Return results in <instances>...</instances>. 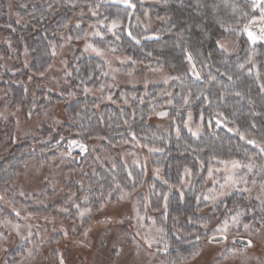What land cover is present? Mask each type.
<instances>
[{"label": "trees", "instance_id": "16d2710c", "mask_svg": "<svg viewBox=\"0 0 264 264\" xmlns=\"http://www.w3.org/2000/svg\"><path fill=\"white\" fill-rule=\"evenodd\" d=\"M71 1L0 0V56L10 57L16 62L14 70L3 69L0 62V107L5 101L24 109H31L35 103H39V107L52 106V102L48 104L43 101L48 94L43 91H37L38 101L32 103L24 84L31 74L40 75L50 65L49 51L61 43L59 36L63 32H67L73 41L87 40L104 49V52L124 59L128 66L158 68L169 75V81L165 84L146 89L120 88L116 92L107 76L106 62L98 56L84 55L79 51V57L68 69L72 91L78 94L84 93L86 88L103 91L100 98L87 95L67 108L75 118L70 127L80 129L84 137L99 136L103 139L101 151L95 157L87 154L84 161L74 163L72 170L78 174L72 172L70 186H77L79 195L102 196L111 188L108 186L113 181L120 186L128 184L127 174L132 169V156L127 161L122 153L131 154L130 148L141 145L160 149L157 159L164 163L165 179L170 182L175 177L180 179L185 167L195 175L207 171L208 157L213 154L226 160L237 159L249 163V157L256 149L248 145L246 140H241L236 130L257 140L264 138V92L260 90L264 83V58L255 55V67L245 63L253 47L242 37L243 32H239L241 17L252 11L248 6L249 1L131 0L135 7L127 8L126 12V7L111 4L114 0H74L77 2L75 6L68 4ZM90 9H95L96 14L93 15ZM77 11L83 19H79L80 24L76 26L72 21ZM105 17L108 19L105 20ZM117 18L120 24L113 32H108L98 23H111L112 19ZM219 21L232 24L238 31L239 39L234 34L225 33ZM94 29L100 31L101 35L85 36V33L91 34ZM129 32L136 39L132 36L128 38L126 33ZM224 35H229L226 44L229 51L226 54H222L216 44V40ZM149 37H156L157 40L147 41ZM136 40L141 44L136 45ZM233 40L239 43L237 52H232L235 45ZM185 44H194L199 48V55L194 62L195 71L201 73L199 80L194 79L191 66L182 51ZM254 47L264 55L261 43L258 42ZM23 51L28 58L27 67L23 64ZM238 64L244 67H238ZM209 74L216 76V80L206 84L205 79ZM228 75L233 76L235 84L228 80ZM221 84L230 86V94L223 101L216 100L215 95ZM102 85H105L103 89ZM201 89L203 96L198 95ZM189 92V103L185 104L182 97ZM236 92L240 95L237 96ZM106 94L111 96L108 98ZM204 97H209L211 106ZM199 108L210 118L211 128L204 129L202 135L196 137L182 129L178 137L173 131L175 123L172 120L165 127L151 122L161 111L167 112L170 120L172 114L183 115L188 110L196 112ZM217 110L227 115L217 117ZM217 118L221 119L219 127L216 126ZM230 128L233 131H229ZM245 149H248V155ZM100 153H109L111 157L103 162ZM258 156L252 157V160L256 161ZM11 159L0 164V173ZM110 159L111 162H108ZM201 163L205 167H201ZM215 163L212 161V166ZM14 168L10 169L5 175L7 179L1 183L11 182L16 174L14 172L21 169V165ZM198 191L195 188L182 197L171 195L168 201V220L171 230L177 231L172 236L173 243L194 244L201 241L206 237L207 228L222 225L237 211L242 213V219L264 220V207L252 201L247 202L242 193H234L225 199L224 210L222 206H216L203 215L201 212L208 205L198 199L199 196L196 198ZM9 196L12 197L11 194ZM32 199L36 197H30L29 200ZM248 210H254V215H246ZM15 251L18 253L19 248ZM9 261V264L15 262L13 255Z\"/></svg>", "mask_w": 264, "mask_h": 264}, {"label": "rangeland", "instance_id": "374dc122", "mask_svg": "<svg viewBox=\"0 0 264 264\" xmlns=\"http://www.w3.org/2000/svg\"><path fill=\"white\" fill-rule=\"evenodd\" d=\"M75 3L72 0L68 4L75 6ZM79 19L83 16L77 11L73 24L79 25ZM253 30L258 32V25ZM95 31L87 36L94 37L92 33ZM59 37L61 43L49 51L50 65L40 75L31 74L24 84L32 103L38 101L37 93L43 91L48 93L43 101L52 102V106L39 107V103H35L31 109H24L5 101L0 107V164L12 158L0 173V264H9L12 255L15 262L11 264H264V220L257 222L240 217V223L234 225L232 215L228 221L229 229L223 234L215 231L218 225H213L205 230L206 237L201 241L173 243L172 236L177 231L171 230L167 211L171 195L182 197L195 188L199 190L196 198L199 196L208 205L201 212L203 215L216 206H222L224 210V200L234 193H242L247 202L264 207V195L261 194L264 157L258 156L253 161L252 172L243 168L237 170L238 175L245 176L247 183L237 185L225 196L218 195L225 172L215 171L216 168L223 169V165L216 162L211 176L208 171H200L196 175L183 172L180 179L175 177L170 182L165 179L164 163L157 159V151H150L153 148L148 145L132 147L128 155L122 153L127 161L132 156L128 184L120 186L113 181L106 194L93 197L79 195L78 187L70 186L71 174H78L72 170L74 163L84 161L87 154L95 157L101 151L103 140L99 136L84 137L80 129L70 127L75 118L69 114L68 106L87 95L100 98L103 94L99 88L82 94L72 91L68 69L79 57V51L84 55L98 56L106 62V73L116 92L120 88L146 89L165 84L169 75L158 68L128 66L124 59L108 52L100 56L86 51V45L90 43L87 40L73 41L67 32ZM242 37L247 39L244 33ZM238 44L236 41L232 52L238 51ZM22 53L24 67H27L26 52ZM255 55L264 58L258 50H255ZM0 62L3 69L14 70L16 67L15 60L10 57L0 56ZM106 95L108 98L111 96ZM189 112L192 113L189 127L193 130L200 125L202 135L204 129L211 128L210 118L202 108L196 112L188 110L183 115L172 114L170 120L167 115H156L151 122L165 127L172 120L175 134L177 128L189 132L183 123ZM100 155L103 162L111 157L109 153ZM17 165H21V169L14 172V179L1 183L7 179L5 175L10 169ZM244 188L250 191H242ZM213 195L216 196L214 201L205 199ZM30 197L36 199L30 201ZM85 208L89 211L80 215ZM254 213V210H248L246 215ZM244 224L251 227L246 230ZM213 236L221 237L222 241L209 242V237ZM236 238L251 241V246L234 244ZM16 248H19L18 253ZM193 251L198 254L192 256Z\"/></svg>", "mask_w": 264, "mask_h": 264}, {"label": "snow or ice", "instance_id": "6c2138e0", "mask_svg": "<svg viewBox=\"0 0 264 264\" xmlns=\"http://www.w3.org/2000/svg\"><path fill=\"white\" fill-rule=\"evenodd\" d=\"M116 4H123L126 6L124 11H127V8H134L135 5L131 3V0H114ZM228 0H225V3H227ZM252 11L249 13H246L244 16L241 17L242 24L241 27L239 28V32H243L247 36V42L250 43L251 45L255 46L258 42H264V0H250V4L248 5ZM212 7H215V5H212ZM235 8V5H233ZM90 11L93 12V15L96 14L95 9H90ZM258 12V15L256 14ZM108 17H105V20H107ZM221 24V27L224 29L225 33L228 34H234L236 36V39H239V34L237 29L233 28L232 24L227 23L225 21H219ZM98 23L102 24L108 32H113L114 29L118 27L120 24V20L117 19H112L111 23L105 24L104 21H99ZM258 25V32L254 31L253 28ZM64 27H67V25H64ZM95 27V25H93ZM88 33H85V36H87ZM94 36H100L101 32L100 31H95L92 33ZM129 35L132 36L133 39H136L135 36L129 32ZM80 37H77L79 39ZM71 39V37L69 38ZM229 40V35H224L221 36L219 39L216 40L217 46L220 48L222 54H226L229 51V48L226 46L227 41ZM137 43H139V40H136ZM235 43V40L232 41ZM85 50H91L92 52H95L97 55L103 56L105 54L104 49L94 46L93 44H87ZM182 51L184 53L185 58L189 62V65L191 66L192 69V74L195 80H199L201 78V73L195 71V60L197 56L199 55V48L196 47L194 44L189 45L185 44L182 46ZM246 64L252 65L255 67L256 61H255V47H253L250 51V53L247 56V59L245 60ZM238 67L243 68V64H238ZM219 72V69H217ZM187 74L185 73V76ZM179 78V77H177ZM228 80L232 82V84H235V80L233 79L232 75H228ZM216 80V76L209 74L206 79L205 83H209L212 81ZM165 83H167V80H165ZM220 90L216 95V100L223 101L225 98L230 94V86L221 84L219 86ZM261 92H264V83L261 84L260 86ZM85 91H89V89H85ZM191 95V92H189L187 95L183 96L182 99L185 104L189 103V96ZM199 96H203V89L200 90ZM236 95L239 96L240 93L236 92ZM205 100H208L209 106H211L212 101L209 99V97H204ZM169 103L171 104V100H169ZM249 103H252L251 100H249ZM157 115L163 117L166 116L167 113L164 111L158 112ZM227 114L225 112L217 110L216 116L217 117H225ZM233 116H235V112L232 113ZM202 118V116H201ZM192 120V113H188V119L185 120L184 127L188 128L189 132L192 134V136L196 137L200 134V125L196 126V129L193 130L191 127H189V122ZM221 125V119L217 118L216 119V126L219 127ZM229 131H233V129H229ZM238 132V135L240 136L241 140H246L248 145H251L254 149L258 150L257 152H253L252 155L249 157V163L245 164L242 163L240 160L237 159H230L226 160L221 158L219 155L213 154L208 157V163H207V171L209 175L211 176L214 168L212 166V161H216L218 164L223 165L224 168H216L215 171L219 172L223 170L225 172V177H224V183L220 184V191L218 193L219 196H225L228 194V192L231 189L237 188V185L244 183H247V180L245 179V176L238 175L237 170L239 169H247L248 172H252L254 168V162L252 160V157L259 155L261 157H264V138L257 140L251 136H246L244 133L239 132V130H236ZM176 134L179 137L180 135V129H176ZM75 143V141H73ZM190 146V145H189ZM81 149L83 150V145H81ZM150 151H160V149H150ZM245 154L248 155V149H245ZM201 167H205L204 163L200 164ZM157 173L159 172V169L156 170ZM261 172L264 173V166L261 167ZM184 173L186 175H191V171L189 168L185 167L184 168ZM167 182V181H165ZM216 183V181H213ZM255 183V180L252 181ZM242 191H250L247 188L242 189ZM261 194L264 195V183L261 184ZM168 196L165 194V200L167 201ZM199 199V198H198ZM205 199H212L213 201L216 199V196L213 195L211 197L206 196ZM262 203H264V200H262ZM89 211V209L85 208L80 211V215H83L85 212ZM242 213L239 211L236 212L234 216H232V224L236 225L240 223V216ZM243 227L247 230L251 226L249 224H244ZM264 227V226H262ZM229 229V223L227 220L223 222L222 225L217 227L215 231L217 233H225ZM199 239V237H198ZM215 239V236L209 237V242H212ZM149 244L151 241H147ZM249 247L251 246V241H249ZM166 250V249H165ZM198 253L196 251H193L191 253L192 256L197 255ZM181 259H187L186 257H181Z\"/></svg>", "mask_w": 264, "mask_h": 264}, {"label": "water", "instance_id": "95a60500", "mask_svg": "<svg viewBox=\"0 0 264 264\" xmlns=\"http://www.w3.org/2000/svg\"><path fill=\"white\" fill-rule=\"evenodd\" d=\"M114 5H123V4H116L115 2H113ZM124 7H126L125 5H123ZM127 37H130L129 33H126ZM147 41H156L157 38L156 37H149L146 39ZM136 45H138L139 43H137L136 41L134 42ZM263 46H264V42H260ZM221 126V125H220ZM214 242H220L222 241L221 237H215V239L213 240ZM234 244L241 246V247H248L249 242L246 239H241V238H236L234 239Z\"/></svg>", "mask_w": 264, "mask_h": 264}]
</instances>
